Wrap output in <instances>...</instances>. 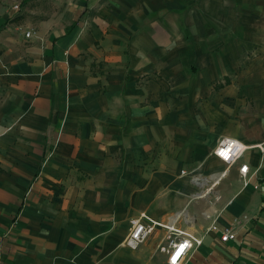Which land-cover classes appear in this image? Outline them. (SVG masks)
Instances as JSON below:
<instances>
[{
    "label": "crops",
    "instance_id": "0c3cea01",
    "mask_svg": "<svg viewBox=\"0 0 264 264\" xmlns=\"http://www.w3.org/2000/svg\"><path fill=\"white\" fill-rule=\"evenodd\" d=\"M165 1L57 0L33 19L0 0V260L167 264L181 230L201 239L183 264H264L259 117H228L233 78L209 66L227 54L193 9L152 16ZM211 92L223 120L197 103ZM224 138L246 149L230 165L213 154ZM241 163L260 166L247 186ZM134 219L157 225L131 249Z\"/></svg>",
    "mask_w": 264,
    "mask_h": 264
},
{
    "label": "rangeland",
    "instance_id": "374dc122",
    "mask_svg": "<svg viewBox=\"0 0 264 264\" xmlns=\"http://www.w3.org/2000/svg\"><path fill=\"white\" fill-rule=\"evenodd\" d=\"M6 11L12 9L14 4H18L16 11H23L25 15H31L34 11L35 18L39 19L48 16L57 10V0H4ZM166 4L161 6L160 13L152 16L160 18L167 13L178 12L187 13L191 9L195 14L202 17L200 20H192L193 25H204L212 31V50L215 54H227L223 61L211 60L210 68L212 72L225 68L226 73L231 75L233 80L227 96L229 108L228 117L235 122L242 117L245 112L255 113L259 121L255 126H259L261 132V142H264V0H166ZM3 22V21H1ZM0 22V24H1ZM231 65V66H230ZM230 66V67H229ZM223 74L213 81H222ZM221 92V91H220ZM209 97L200 96L197 103H203L208 98L209 108H206V118L210 120H223L226 118L225 112L218 110L222 96L213 95ZM226 99V100H227ZM224 130L235 129L231 122H226ZM230 123V124H229ZM225 127L227 129H225ZM264 147V144H261ZM248 153L247 160L252 162L254 157ZM218 168L227 169L228 165L219 163ZM199 193V192H198Z\"/></svg>",
    "mask_w": 264,
    "mask_h": 264
},
{
    "label": "built area",
    "instance_id": "2783aa9c",
    "mask_svg": "<svg viewBox=\"0 0 264 264\" xmlns=\"http://www.w3.org/2000/svg\"><path fill=\"white\" fill-rule=\"evenodd\" d=\"M14 10L18 9V4L12 6ZM30 34L29 31L25 32V36L28 37ZM262 153H264V147L262 145H257ZM246 149L244 146H241V143L233 138H224L219 141L218 145L215 147L213 154L222 162L230 165L235 163L244 153ZM264 164V155L261 156L260 166ZM260 166L258 168H260ZM258 168L254 169L249 174V167L247 163H241L238 166V170L243 181V185L247 186L250 182V179L253 175L256 174ZM182 174L185 173L184 170L181 171ZM193 181L196 180V177L191 178ZM255 188L258 185H254ZM157 223L151 221L150 223H145L140 219H134L131 221V228L129 234L126 238V245L131 249H135L142 241H144L150 232L153 230L154 226ZM173 234V235H172ZM235 235L234 225L224 228L220 240L227 241L233 239ZM168 244L166 247H162L167 253V264H183V259L186 254L194 247L201 243L200 238H196L189 233H186L181 230H173L171 235H168ZM0 264H7L6 262L0 260ZM9 264V263H8Z\"/></svg>",
    "mask_w": 264,
    "mask_h": 264
},
{
    "label": "trees",
    "instance_id": "16d2710c",
    "mask_svg": "<svg viewBox=\"0 0 264 264\" xmlns=\"http://www.w3.org/2000/svg\"><path fill=\"white\" fill-rule=\"evenodd\" d=\"M224 79H225L224 83L221 82V83L218 84V86H221V85L223 86L224 84H227L228 82H230V78L229 77H225Z\"/></svg>",
    "mask_w": 264,
    "mask_h": 264
},
{
    "label": "bare ground",
    "instance_id": "6f19581e",
    "mask_svg": "<svg viewBox=\"0 0 264 264\" xmlns=\"http://www.w3.org/2000/svg\"><path fill=\"white\" fill-rule=\"evenodd\" d=\"M243 147V145H241ZM245 148V147H244Z\"/></svg>",
    "mask_w": 264,
    "mask_h": 264
}]
</instances>
